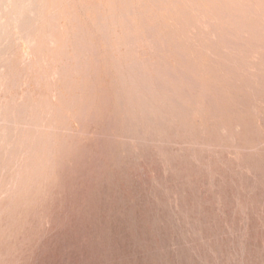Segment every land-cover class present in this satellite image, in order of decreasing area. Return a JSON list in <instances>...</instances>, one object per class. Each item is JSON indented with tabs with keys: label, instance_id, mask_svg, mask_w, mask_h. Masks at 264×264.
I'll list each match as a JSON object with an SVG mask.
<instances>
[{
	"label": "rangeland",
	"instance_id": "1",
	"mask_svg": "<svg viewBox=\"0 0 264 264\" xmlns=\"http://www.w3.org/2000/svg\"><path fill=\"white\" fill-rule=\"evenodd\" d=\"M0 264H264V0H0Z\"/></svg>",
	"mask_w": 264,
	"mask_h": 264
},
{
	"label": "bare ground",
	"instance_id": "2",
	"mask_svg": "<svg viewBox=\"0 0 264 264\" xmlns=\"http://www.w3.org/2000/svg\"><path fill=\"white\" fill-rule=\"evenodd\" d=\"M22 2H23V1H22ZM5 3H6V1H5ZM5 3H4V4H5ZM30 3H31V2H30ZM4 4H3V5H4ZM22 5H24V4H22ZM31 12H32V11H31ZM31 12H30V13H31ZM29 15H30V14H29ZM62 66H63V65H62ZM18 73H19V72H18ZM6 81H7V80H6ZM20 111H21V110H20ZM22 156H23V155H22Z\"/></svg>",
	"mask_w": 264,
	"mask_h": 264
}]
</instances>
